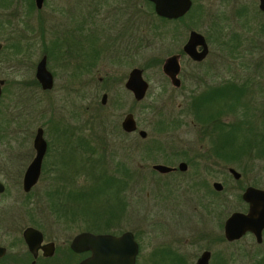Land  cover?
I'll return each instance as SVG.
<instances>
[{
	"label": "rangeland",
	"instance_id": "1",
	"mask_svg": "<svg viewBox=\"0 0 264 264\" xmlns=\"http://www.w3.org/2000/svg\"><path fill=\"white\" fill-rule=\"evenodd\" d=\"M25 1L14 0V21L10 29L13 34L10 38H13L5 43L7 47L0 55V79L7 81L0 100V178L6 186L5 193L0 195V229L3 226H25L35 219L41 220L39 224L44 226L47 236L58 243L70 241L84 229L103 232L97 231L102 230L104 225L95 212V209L100 210V204H92L94 208H82L76 218H62L49 207L48 193L60 187L50 180L58 176L54 172L51 175V164L47 165L45 174L30 196L24 195L21 188V175L32 155V134L36 128H43L50 141L52 153L48 162H51L53 151L59 149L55 141L56 130H78L83 126L85 129L79 132L83 136L77 139L90 143L91 147L98 145L96 151L99 153L93 157L100 156V166L113 173L115 162L112 157L118 158L115 160L124 161L133 175L130 186L124 192L126 207L122 228L141 236L142 257H148L143 263L150 264L152 257L149 258V255L158 236L156 226L172 232L181 229L184 224L187 180L197 168L192 166L187 173L177 171L162 175L151 167L154 164L177 166L197 155L200 150L198 146L212 144L194 119L196 126L190 124L195 117L188 114L187 93L194 95L204 86L217 84L244 85L246 92L239 102L243 105L236 104L230 109L227 104L223 111L231 112L234 118L226 116L223 121L237 124V130L238 127L246 131L255 128L257 133L264 132V114L261 113L264 110V17L257 15V0H193L191 10L181 21L169 23L159 21L144 0H131L129 6L132 7L127 6L124 18L115 20L119 16L112 18V14L119 5L113 0H106L101 3L104 7L98 8L99 16H95L94 20L92 18L93 25H86V28L97 27L96 32L103 30V35L95 33L93 36L95 42L101 41L100 47L104 48V52L100 55L95 53L92 60L84 61L86 67L83 70L78 69L74 73L71 68L68 70L64 67L69 63L66 56L57 55L53 48L55 55L51 52L48 66L56 79L54 88L44 94H39L35 87L28 85L43 50L39 46L40 18L46 16L45 39L49 43L58 39L61 27L73 23L63 12L71 11L72 7L74 15L78 11L77 24L79 22V28H82L87 23L81 22L86 8L91 5L94 11L93 3L98 0H78V9L74 0L71 4L68 3L70 0H47L42 13L33 10L30 14L27 7L31 0ZM243 6L247 10V18L239 16L238 10ZM222 14L223 20L220 21ZM106 17L109 18L105 20ZM124 22L135 28L130 33L120 31ZM7 31H0V42L6 40L3 38L8 35ZM189 31L207 37L210 53L206 61L198 66L181 55V86L175 88L163 74L162 65L168 57L181 54ZM86 33L81 31L80 40L86 37ZM105 41L110 42L109 46H104ZM81 46L89 53V44L85 39ZM16 48L23 51H16ZM132 68L142 69L143 77L149 84L146 97L141 102H135L124 89ZM26 82L27 85H24ZM199 87L202 89L198 90ZM103 94L107 95L105 106L101 105ZM127 113H132L138 128L146 131V140H141L137 134L122 132L120 124ZM97 121L102 127L95 126ZM101 121H104V126ZM160 121H176V126L160 132L157 131ZM239 138L240 133L231 131L228 140L233 141L234 145ZM146 147L155 148L150 158L142 157ZM101 154L104 155L103 159ZM25 155L28 158L24 160ZM69 155L70 149L62 150L63 163L69 162ZM251 156H257V153ZM249 160L230 166L223 164L218 171L210 172L208 169L205 173L208 179L215 177L223 183L222 221L231 212L230 196L233 192V180L227 168H234L244 179L263 175V161L259 160L255 169L251 170L247 163ZM219 171L220 174L217 173ZM87 184L83 176H79L76 186L85 187ZM212 218L208 213L200 225L208 228ZM164 231H160V241L167 240ZM233 249L230 246L226 248L225 244L221 247L223 251ZM153 262L165 264L160 262L158 256Z\"/></svg>",
	"mask_w": 264,
	"mask_h": 264
},
{
	"label": "flooded vegetation",
	"instance_id": "2",
	"mask_svg": "<svg viewBox=\"0 0 264 264\" xmlns=\"http://www.w3.org/2000/svg\"><path fill=\"white\" fill-rule=\"evenodd\" d=\"M72 1L73 0H70V2L68 3L71 4ZM74 1L76 2V8L78 9V0H74ZM113 1L114 3L119 5V7H117L116 11L113 12L114 14H112V18L119 16L118 18H114V19L122 20L127 13L126 10L127 6L132 7L129 6V4H131L130 2L131 0H119V1L113 0ZM46 2L47 0H43L41 9H37L35 7V10L42 13L45 10ZM103 2L105 3L106 0H98L97 3H93L95 5L94 11H92L93 7L91 5H88V7L85 10V16L82 17L83 19L81 20V22L86 21L87 23L82 25V28H79V22L77 24V18L79 17L78 11L77 14L74 15V10L72 11L73 7L71 8V11L70 9L66 10V12H63L62 10L63 14L67 13V18L68 19L70 18L73 23L72 24L70 23L71 25L66 26L65 28L61 27V29H59L58 39L51 40L49 43H46V39H45L47 33L46 25H45L46 16L44 15V17L40 18L42 22L40 26L39 46H40V50L41 48H43L41 53V58L42 57L46 58V68L52 75V79H53L52 89L54 88L56 76L54 72L50 70L51 67L48 66V62L51 63L50 61L52 57L51 52H53L52 51L53 48L56 49L57 55L66 56L67 62L69 63L64 67L65 69L68 70L69 68H71L72 71H74V73H77L78 69L83 70V68L86 67V65L83 64L85 63L84 61L87 62L89 59L92 60L95 53L100 55L102 51L104 52L103 50L104 48L100 47L102 46L101 41L95 42L96 39L95 36H93V34L95 33L97 35L99 33L100 35H103L104 33L103 30L101 32H96L97 27L94 26H89L88 28H86L87 24L91 23V25H93L92 18L94 20L96 19L95 16L96 17L99 16V13H97V11L98 8L104 7L101 6V3ZM33 3L35 6L34 0ZM256 4L258 10L257 15L264 17V11L260 9V0H257ZM13 5H14V0H0V28L2 27L0 30L1 33H3V31H5L6 29H8L7 32L10 33L11 25L13 24L14 21ZM192 5H193V0H192ZM238 13L239 16H241V18H247V10L245 6L241 7L238 10ZM186 15H184V17ZM108 18L106 17L105 20H107ZM182 18L176 20H169V21L176 22ZM98 19L102 20V18H98ZM222 20H223V14L220 15V21ZM123 24L124 25L120 31L124 30L125 33L127 32L130 33L132 29L135 28V27L132 28V26L130 24H127L126 22H124ZM263 24H264V19H263ZM100 27L102 28L103 26H101L100 24ZM81 31H87L86 37H84V39L89 44L88 47L89 53H87V50L84 51V49L81 46V42L84 41V39L80 40ZM190 32L191 31H189L188 33L186 42L182 46L181 54H175L176 56H178L179 64H180L181 55H185L183 52V47L188 41ZM9 33L6 37L3 38L6 39L4 43L0 42L2 46L0 50V55L7 47L5 43L10 42V40L13 38V37L10 38V35L13 34L12 33L9 34ZM203 37L205 39L208 48L206 57L202 61L198 62V61H194L193 59L185 55L191 63L197 66L205 62L210 53L208 39L204 35ZM109 44L110 42L105 41L104 46L105 45L109 46ZM196 50L200 51V47L197 46ZM53 54L55 55V52H53ZM36 66L37 64L35 65L34 68L33 79H31V81L28 82V85L30 87H35V89L39 94L50 92L52 89L43 90L40 86V83L36 79V74H35ZM180 72H181V65H180ZM180 72L178 74V78ZM0 81L4 82V84L2 85V94L0 97L1 100L3 95V87L6 85L7 81L5 79H0ZM180 84H181V80H180ZM24 85H27V82L24 83ZM222 85L223 84H217L212 87L204 86L203 89L199 87L198 90L201 89L202 90L200 92L198 91L195 92L194 95L193 94L190 95V92H188L187 94H189V96L187 98L186 105L188 108L189 116L193 114L192 108L190 107L193 97H198V95L202 94L206 89L209 88L215 89L221 87ZM106 99H107V95H106ZM218 101L220 102L215 103L214 105H212L213 103H211L209 105V109L203 108V110H208L207 111L208 113L203 112V114L200 117H196L193 114L195 118H192V121L190 122V124L193 126L200 125V127H202L201 129L202 134L208 136L212 144L198 146L200 148L198 154L192 156L189 161L183 162L186 165L184 171H180L179 169H177L178 165L182 163L180 162L177 166L174 165L168 166L174 168L173 171L167 174H162V175H170L176 173L177 171L181 173H187L188 171L191 170L192 166H195V168L197 167L196 170L193 172V175L192 176L190 175V177L187 180L188 184L186 186L187 197L185 202L186 209H185L184 224L181 227V229L173 230L172 232L164 231L162 228H160L162 226L160 227L156 226L155 231L158 232V236H156L155 246L153 247L149 255V258L152 257L151 258L152 261L150 260L151 261L150 264H155L153 260H155V257L157 258V256L160 262L165 264H264V154L263 155L257 154V156H251V154L254 153L253 151L257 150L256 147L253 146L250 147L251 154L249 153L246 155L243 154L239 156L238 154L239 146H234V145L223 146V145H217L216 143L213 142V138L216 139L220 134L230 135L231 131H233L234 127H236L237 125L235 123L230 124L228 122L223 121L224 117L230 116L234 118V115L229 111L227 112L222 111L221 99H219ZM101 105L105 106L102 103ZM226 106L227 104H225V107ZM219 108L220 111H218ZM193 119L196 121L197 123L196 125L193 123L194 121ZM38 128H36L34 134H32L33 135L32 143H31L32 155H30L29 158L28 155L27 156L25 155L23 157L24 160L27 158L28 160H27V165L21 175V188H22L24 173L27 167L31 164V162L36 156V151L34 149L33 142ZM137 129L139 130L138 125H137ZM79 132L80 130H76V129L75 130L62 129V128L57 129L55 132V136H56L55 141L57 142L58 144L57 146L59 149L55 151L52 150L54 152V154H52L53 160H51V162H48V157H50L49 154L52 152L50 148L51 147L50 141H48L46 137V133L43 130V139L45 140L47 146H46V152L44 154L41 163L40 176L36 185L39 183L40 179L42 178V175L45 174L46 167L48 164H51L50 166L52 169L50 171L51 175L53 174L52 172L58 174V176H55L54 178H50V180L57 182L58 185L60 186V189L63 188L61 185L77 184V179L79 177L77 178L73 176L75 174L74 171L73 172L68 171L67 169L65 171L63 170V168L72 167V164L70 162L63 163L61 158H62L63 149L65 148L72 149V147L77 146V142H78L77 137L79 136ZM130 134H137L138 136L137 131ZM140 139L146 140L147 136L145 139L142 138ZM61 147H63V149ZM246 159H250L249 161H247V163L250 164L251 170H254L257 162H260L262 160L263 175L260 177L252 176L248 179L245 178L246 179L245 180L240 172L236 171L232 167L227 168V172L230 175L231 179L233 180V186L231 187L233 192L231 193L230 196L231 212L227 216V218L224 221H222L221 210L223 207V203H222V193L224 191L223 183L216 180L215 177H211L208 179L207 176H205V173L208 169L210 172H215L218 171V169H221L223 164L226 166L228 164V166H230L231 164H238L242 161H245ZM231 169L238 174L237 177L234 176L232 173H230ZM217 173L220 174L221 171ZM69 174H71V176H68ZM0 183L4 186V192L0 193V195H3L5 193L6 186L2 182L1 178H0ZM36 185H34L31 188V190L27 193L24 192L22 189L23 194L26 196H30ZM249 189L256 190L262 193L247 194L246 191ZM119 197H120V202H119L120 211L118 214L115 215L117 218H114L109 224L105 225L103 228V232H94L88 229H84L81 230L78 234H76L70 241L58 243L55 240L49 238L46 234L44 226L42 224H39V221L41 220L36 221L35 219L34 221H31L30 224L25 226H3L0 229V249L2 250V251L0 250V264H84V262H86L91 258L92 256L91 250L83 249L84 247L82 245H78L76 249L73 248L72 246L74 238L81 233H90L93 235H110L116 238H119L124 233H128L133 237L137 246V252L133 264H144L143 263L144 260L145 259L147 260L148 257L144 259L142 257L141 236L138 235L137 232L125 231L122 228V222H123L122 220L125 210L122 209L123 207L122 199H124V191L121 192V189H120ZM208 213H210L213 218L212 221H210L209 223L210 226L207 228L204 225H200V222L205 221V217L207 216ZM234 214L247 217L246 223L248 224V229L244 233H242L239 237L232 240H228L225 237V224L227 220ZM28 229H32L38 232L40 236L38 237L37 235L33 234L32 240L30 242H27L25 240L24 234ZM161 230L164 231L167 235V240L165 241L159 240V238L162 237L160 233ZM223 244L226 245V248L230 246L233 247L234 249L223 251L221 250ZM104 253H105L104 264H120L121 253L119 247L111 248L110 245H108L106 246Z\"/></svg>",
	"mask_w": 264,
	"mask_h": 264
},
{
	"label": "trees",
	"instance_id": "3",
	"mask_svg": "<svg viewBox=\"0 0 264 264\" xmlns=\"http://www.w3.org/2000/svg\"><path fill=\"white\" fill-rule=\"evenodd\" d=\"M27 1V0H26ZM25 1V2H26ZM144 3L150 6L151 13L153 14V5L144 0ZM35 10L33 1L31 0L27 7V13L30 14ZM155 15V13H154ZM145 16V14H144ZM162 23H169V20L157 17ZM183 19V18H182ZM180 19L179 21H181ZM16 51H23L21 48H16ZM159 63V62H158ZM246 87L244 85H237L235 83H226L219 88L215 89H206L198 97H193L190 107L192 108L193 114L196 117H200L203 112L208 110H203V108L209 109V105L213 103H219L221 99L222 111L224 110L225 104H229L230 109L234 108L237 104L243 105L240 102V99L245 95ZM227 100V101H226ZM229 100V101H228ZM219 106V105H218ZM220 111V108L219 110ZM208 113V112H207ZM264 114V110L261 111ZM92 122V121H91ZM104 126V121H101ZM89 122H87L88 124ZM176 121H171L170 123L160 121L157 131L165 132L170 130V128L176 126ZM173 125V126H172ZM97 127H102L97 121ZM78 130L83 131L85 127L77 128ZM240 129V130H239ZM245 131V132H244ZM233 132L239 134L240 138L235 142L234 146H239L238 154L239 156L243 154L251 153L250 147L255 146L257 150L253 151L257 154H264V132L257 133L255 128H250L244 130L241 127H234ZM83 134H79V139L82 138ZM229 134H220L216 139L213 138V142L217 145H233V141H229ZM90 143L86 141L79 140L76 147L70 149V155L67 160L72 164V167L64 168V171H74V177L83 176L88 183L85 187L76 186V184L63 185L64 187H56L53 191L48 193L49 207L57 213L58 216L62 218L67 217H79L77 212H82V208H94L100 204V210H96V215L100 220H103V228L105 225L109 224L114 218H117L115 215L119 213V202H120V189L121 192H125L127 186H130L132 179V173L124 161L115 160L118 158H113L114 161V171L113 173H108V170L104 166H100L98 163L99 157H93L98 145L91 147ZM247 148V149H246ZM155 148L146 147L142 152V157H152L153 150ZM88 153V155H86ZM102 159L104 157L101 154ZM95 158V159H94ZM120 175V176H119ZM68 176H71L69 174ZM118 176V177H116ZM120 187V189H119ZM123 189V191H122ZM125 197V196H124ZM123 207L125 210L126 203L125 198L122 199ZM59 213V214H58ZM101 231V230H97ZM103 231V229H102Z\"/></svg>",
	"mask_w": 264,
	"mask_h": 264
},
{
	"label": "water",
	"instance_id": "4",
	"mask_svg": "<svg viewBox=\"0 0 264 264\" xmlns=\"http://www.w3.org/2000/svg\"><path fill=\"white\" fill-rule=\"evenodd\" d=\"M35 7L41 9L43 0H34ZM153 5V11L155 15L159 18L166 20H176L184 17L192 6V0H146ZM260 9L264 11V0H260ZM200 47V51L196 50V47ZM0 44V50H1ZM183 52L185 55L193 59L194 61H202L208 52L207 44L202 34L191 31L189 38L185 46L183 47ZM163 74L170 79L171 84L175 88L180 87V80L178 74L180 72V64L178 61V56L173 55L168 57L162 65ZM36 79L40 83L43 90H50L53 87L52 75L46 68V58L42 57L36 66ZM3 81H0V97L2 94ZM124 89L129 92L135 102H141L145 99L147 91L149 89V84L143 77V70L139 68H133L127 76L124 83ZM101 103L105 105L106 95L102 96ZM121 129L123 132L130 134L137 131L138 136L145 139L147 136L146 131L137 129V123L132 113H127L121 122ZM34 149L36 151V156L27 167L23 182L22 189L24 192H29L31 188L36 185L40 176V169L42 159L46 152V142L43 139L42 128L37 129L36 136L33 142ZM186 165L182 162L178 165L177 169L184 171ZM151 169L160 174H167L174 170V168L155 164ZM234 176L238 174L234 170H230ZM4 192V186L0 183V193ZM249 193H262L256 190H247ZM247 217L242 215L234 214L232 215L225 224V237L228 240L235 239L239 237L248 229V224L246 223ZM35 234L38 237L40 234L32 229H28L25 232V240L30 242L32 240V235ZM78 245H82L83 249H89L92 252V256L89 260L84 262V264H104L105 263V248L110 245L111 248L119 247L121 258L120 264H133L134 258L137 252V246L133 237L124 233L119 238L110 235H93L90 233H81L77 235L73 240V248L76 249ZM1 250V249H0ZM2 251V250H1ZM81 251V250H79Z\"/></svg>",
	"mask_w": 264,
	"mask_h": 264
}]
</instances>
